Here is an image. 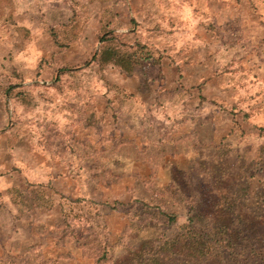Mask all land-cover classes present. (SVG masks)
<instances>
[{"label": "rangeland", "instance_id": "rangeland-1", "mask_svg": "<svg viewBox=\"0 0 264 264\" xmlns=\"http://www.w3.org/2000/svg\"><path fill=\"white\" fill-rule=\"evenodd\" d=\"M250 256L264 0H0V264Z\"/></svg>", "mask_w": 264, "mask_h": 264}, {"label": "trees", "instance_id": "trees-1", "mask_svg": "<svg viewBox=\"0 0 264 264\" xmlns=\"http://www.w3.org/2000/svg\"><path fill=\"white\" fill-rule=\"evenodd\" d=\"M102 59L103 60H111L113 63L118 64L120 67H127L128 68V59H124L123 54H119L118 51H115L113 49H107L101 52ZM171 218L168 216V219ZM191 220V218H190ZM222 233H224L223 241L225 242L223 247H226L230 244V233H227L228 229L226 227H223ZM216 236L215 232H213V229H209L207 231H204L199 234V238L201 239V242L198 243V246L206 247L207 249L205 251L201 250L200 253L201 255H211V257L214 259L217 255L212 254L213 251H207L209 249V246H211V243H209L212 240V237ZM207 243L206 245H204ZM207 251V252H206ZM206 260V257L204 258ZM200 263V261H198ZM247 264H264V257L258 258L257 256L254 257H248L247 260L245 261Z\"/></svg>", "mask_w": 264, "mask_h": 264}]
</instances>
